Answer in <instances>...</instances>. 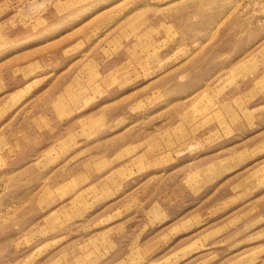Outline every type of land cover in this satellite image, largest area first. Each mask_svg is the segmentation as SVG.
Wrapping results in <instances>:
<instances>
[{
  "label": "rangeland",
  "instance_id": "rangeland-1",
  "mask_svg": "<svg viewBox=\"0 0 264 264\" xmlns=\"http://www.w3.org/2000/svg\"><path fill=\"white\" fill-rule=\"evenodd\" d=\"M0 264H264V0H0Z\"/></svg>",
  "mask_w": 264,
  "mask_h": 264
}]
</instances>
